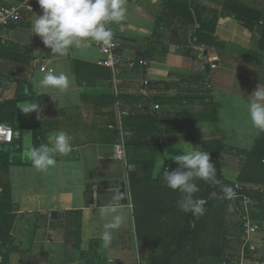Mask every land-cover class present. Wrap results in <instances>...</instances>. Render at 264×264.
Masks as SVG:
<instances>
[{
    "label": "crops",
    "instance_id": "crops-1",
    "mask_svg": "<svg viewBox=\"0 0 264 264\" xmlns=\"http://www.w3.org/2000/svg\"><path fill=\"white\" fill-rule=\"evenodd\" d=\"M22 1L0 0V6ZM125 5V19L107 26L123 56L145 59V67L100 66L103 54L93 42L62 57L53 54L30 30L42 14L37 2L18 21L0 26V123L18 135L0 143V264L3 257L9 264H220L231 252L227 261L237 264L241 223L231 203L224 197L206 203L208 182L196 180L194 198L205 201V211L191 219L177 207L180 193L163 182V172L178 167L173 157L193 146L214 155L221 176L243 183L259 206L252 215L258 235L251 258L264 261V131L253 128L242 102L264 86V0ZM53 69L65 71L73 83L68 94L51 93L55 102L34 87ZM114 77L120 80L116 87ZM94 88L111 92L85 91ZM26 103L39 104V112L30 113L32 137L33 120L43 144L61 130L71 137L72 151L57 155L56 167L47 172L21 162L23 128L15 123ZM132 108L134 114L120 115ZM119 141L123 159L113 155ZM33 142L31 147L40 146ZM10 178L24 180L19 199ZM122 185L125 198L115 203L124 222L105 248L100 237L111 218L101 216L100 208L114 202ZM156 209L167 227L135 249L137 223Z\"/></svg>",
    "mask_w": 264,
    "mask_h": 264
},
{
    "label": "clouds",
    "instance_id": "clouds-1",
    "mask_svg": "<svg viewBox=\"0 0 264 264\" xmlns=\"http://www.w3.org/2000/svg\"><path fill=\"white\" fill-rule=\"evenodd\" d=\"M42 14L37 15L31 24V32L38 36L42 43L50 48L53 54L64 56L73 49L81 48L86 42H95L101 46H110L113 33L107 25L119 23L126 17L125 0H37ZM32 35V36H33ZM34 87L41 93L50 95L55 102L52 92L62 96L73 91V83L65 71L49 70L42 75ZM246 106L248 119L253 128L264 131V86L257 89L242 101ZM24 113L39 112V104L26 103L20 106ZM47 144L39 147H29L24 157L30 160L37 172H47L57 165L56 156H66L72 151L70 135L61 130L48 137ZM178 167L163 172V182L172 191H178L180 197L177 207L194 217L204 214L205 201L194 198L199 191L196 180L219 183L216 179V167L208 151L202 147L193 146L192 150L183 151L173 157ZM226 199L236 195L231 186L222 189ZM114 202L100 208L103 217H110L105 223L100 237L103 246L109 247L113 240V231L121 228L124 217L119 213L115 201L120 200L119 194Z\"/></svg>",
    "mask_w": 264,
    "mask_h": 264
},
{
    "label": "built area",
    "instance_id": "built-area-1",
    "mask_svg": "<svg viewBox=\"0 0 264 264\" xmlns=\"http://www.w3.org/2000/svg\"><path fill=\"white\" fill-rule=\"evenodd\" d=\"M37 2V0H23L17 4L2 5L0 6V26L18 21L21 17L22 11L25 8H29L30 4ZM108 27V26H107ZM110 28V27H109ZM113 38L110 46H101L98 43L93 42L95 47L103 54V58L97 61V64L111 70L118 67L133 68L136 65L140 67H145L147 61L145 59H129L125 58L120 52V42L117 38V34L114 29H112ZM211 67H215V59L208 58ZM113 84H119L120 80L118 78H113ZM148 84V80L144 79L142 82L143 88ZM116 91V90H115ZM145 93V89L142 90ZM140 107V105H138ZM156 109L158 105L154 106ZM137 111L136 108L124 109L120 111V115L134 114ZM17 133L12 129L11 126L7 124L0 123V143L9 144L15 138H17ZM113 155L115 158H124V143L119 141L114 145ZM232 188L234 189L236 195L231 201L236 202L238 205V221L241 223V235H240V247L238 251V261L237 264H264L262 260H255L251 258V255L256 250V241L253 239L254 235L258 233V226L252 220V201L248 194L245 193L246 187L243 183L233 182ZM229 200V199H228ZM220 264H232L229 261H223Z\"/></svg>",
    "mask_w": 264,
    "mask_h": 264
},
{
    "label": "rangeland",
    "instance_id": "rangeland-1",
    "mask_svg": "<svg viewBox=\"0 0 264 264\" xmlns=\"http://www.w3.org/2000/svg\"><path fill=\"white\" fill-rule=\"evenodd\" d=\"M261 65L264 67V63H261ZM263 74H264V71H263ZM229 150V149H228ZM260 160V159H259ZM2 171H3V168H2ZM1 173L0 172V176H1ZM4 174V173H3ZM7 174V173H6ZM3 178V182L6 180V176L4 174V177L2 176ZM0 180H1V177H0ZM21 181H24V180H21V178H10V182L13 184L12 185V192L14 194V196L16 198H21V196L23 195V186H22V182ZM5 183V182H4ZM262 207V206H260ZM143 211L144 212H147L149 211L148 209H146L143 205ZM264 209V208H262ZM155 211V210H154ZM169 210L167 209H164V213L167 214L169 213L168 212ZM162 211L159 210V209H156L155 211V215H151V216H144L143 217V223L140 225V223H137V228H136V232H135V235H134V239H133V245H134V248L136 249V247L139 246L140 249H142V246H143V241L147 238H151V239H154L155 237L157 236H160L161 233L164 231V229L167 227L165 224V220H164V216L160 215ZM179 212V211H178ZM261 212H263L261 209L257 212V214L261 215ZM185 213V212H183ZM164 215V214H163ZM263 215H261V218H262ZM229 219H231V221H233V217H229ZM252 220H253V216H252ZM235 234V233H234ZM258 235V233H256L253 237V239L255 240V236ZM136 237V238H135ZM136 239V240H135ZM235 239H238L235 237ZM256 241V240H255ZM236 242V240H235ZM231 248V245L229 246ZM237 247V246H236ZM232 249V248H231ZM256 251V250H255ZM228 257L225 258V261L228 260V258L230 257H233L234 254L233 252H231L229 255H227Z\"/></svg>",
    "mask_w": 264,
    "mask_h": 264
},
{
    "label": "trees",
    "instance_id": "trees-1",
    "mask_svg": "<svg viewBox=\"0 0 264 264\" xmlns=\"http://www.w3.org/2000/svg\"><path fill=\"white\" fill-rule=\"evenodd\" d=\"M239 18V17H238ZM240 19V18H239ZM244 21V24L245 26L247 27H250L249 25V21H246V20H243ZM32 100V99H31ZM33 115H34V112H32ZM34 118V116H33ZM32 127L34 129V135H33V144L34 145H41L43 144L44 140H43V136H42V133L40 131L37 130L36 128V123L34 122L33 120V123H32ZM15 131V130H14ZM253 151H251L249 153V155H252ZM211 160L212 162L214 163L215 167H216V179L219 181V183H212V182H208V185H207V192H206V197L208 199H210L209 201H206V203H210V201L214 200L215 197H224V193L222 191L223 187L225 186H231L232 187V184L233 182H229L227 180H225L221 174H220V168H219V163L215 160V156L212 155L211 156ZM5 162V158L4 156H2V154L0 155V163L3 164ZM235 182V181H234ZM238 182V181H237ZM241 183V182H240ZM247 192V190L245 191V193ZM247 194V193H246ZM260 196V195H259ZM225 198V197H224ZM251 198V197H250ZM226 199V198H225ZM229 203H231V207H232V210H234L236 213H233L234 217H236V220H238V214H237V211H238V207H237V203L234 202V201H231V200H228L226 199ZM251 201H252V198H251ZM255 203L252 201V205H251V208H252V211H251V214L253 215V212H254V207H259V206H256L254 205ZM262 205L263 206V200L260 201L259 200V205ZM262 208V207H261ZM194 216L192 215V218L193 219ZM241 226V225H240ZM253 258V257H252ZM254 259V258H253ZM2 262L3 264H9L8 263V260H7V257H3L2 258Z\"/></svg>",
    "mask_w": 264,
    "mask_h": 264
},
{
    "label": "water",
    "instance_id": "water-1",
    "mask_svg": "<svg viewBox=\"0 0 264 264\" xmlns=\"http://www.w3.org/2000/svg\"><path fill=\"white\" fill-rule=\"evenodd\" d=\"M20 88H24V85L20 84ZM85 91L86 92H90V93H110L111 92L110 90L98 89V88L85 89ZM15 124H16L17 127L23 128V131H22V145L24 147V150L22 151V154H21V162L29 163L30 160H28V159H26L24 157V153L32 145V138L33 137H32V131L30 129V113H24L22 111H19L16 114V123ZM118 194H119L120 198H125V189H124L123 185L120 188Z\"/></svg>",
    "mask_w": 264,
    "mask_h": 264
}]
</instances>
